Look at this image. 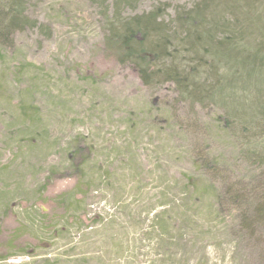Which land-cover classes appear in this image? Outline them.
I'll use <instances>...</instances> for the list:
<instances>
[{"label": "rangeland", "instance_id": "1", "mask_svg": "<svg viewBox=\"0 0 264 264\" xmlns=\"http://www.w3.org/2000/svg\"><path fill=\"white\" fill-rule=\"evenodd\" d=\"M101 9L29 0L0 51V264H264V176L213 106L106 53Z\"/></svg>", "mask_w": 264, "mask_h": 264}, {"label": "trees", "instance_id": "2", "mask_svg": "<svg viewBox=\"0 0 264 264\" xmlns=\"http://www.w3.org/2000/svg\"><path fill=\"white\" fill-rule=\"evenodd\" d=\"M89 1L108 19L106 53L129 64L147 86L171 82L193 107L213 106L217 127L234 136L263 177L264 23L256 17H264V0H198L177 6L171 19L165 2L129 14L139 0ZM28 11L29 0H0V51L13 47L16 33L38 25ZM194 181L188 176V183ZM262 200L256 221L264 220Z\"/></svg>", "mask_w": 264, "mask_h": 264}]
</instances>
